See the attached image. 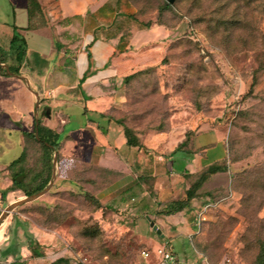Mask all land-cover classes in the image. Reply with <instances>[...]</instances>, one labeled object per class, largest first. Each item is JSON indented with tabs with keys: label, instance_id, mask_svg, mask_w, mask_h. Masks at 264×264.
<instances>
[{
	"label": "rangeland",
	"instance_id": "374dc122",
	"mask_svg": "<svg viewBox=\"0 0 264 264\" xmlns=\"http://www.w3.org/2000/svg\"><path fill=\"white\" fill-rule=\"evenodd\" d=\"M121 4L128 17L121 24V43L138 67L124 82L119 121L141 143L150 138L160 145L168 152L165 158L176 153L187 131L220 128L229 146L228 170L203 185L191 210L177 214L192 229H169L172 223L160 212L185 200L197 180L176 175L184 163H175L173 170L158 168L156 177L114 193L125 180L100 165L85 141L80 155L65 154L62 145L53 156L57 177L51 190L18 207L0 226L9 245L17 231L14 260L157 264L154 254L146 258L144 253L169 242L189 264H258L264 242V0H178L170 8L166 0ZM23 148L25 182L36 186L46 175L45 152L31 137ZM22 150L18 146L15 157ZM129 152L136 150L127 146L118 159ZM25 197L13 192L3 210ZM202 212L206 220L200 222ZM31 242L39 244L41 257L33 256Z\"/></svg>",
	"mask_w": 264,
	"mask_h": 264
},
{
	"label": "crops",
	"instance_id": "0c3cea01",
	"mask_svg": "<svg viewBox=\"0 0 264 264\" xmlns=\"http://www.w3.org/2000/svg\"><path fill=\"white\" fill-rule=\"evenodd\" d=\"M121 1L37 0L31 7L30 0H0V46L8 49L15 33L27 45L22 75H0L1 212L4 201L13 193H8L5 200L2 197L12 185L7 168L18 158L13 151L16 154L18 146L23 149V132H32L39 119L61 135L65 154L80 155L85 141L100 165L123 178L114 193L131 189L142 182L141 178L156 177L158 168L173 170L177 162L184 167L180 173L173 171L176 175L195 178L228 159L222 131L210 127L191 130L188 146L177 150L185 137L169 158H165L168 152L149 138L143 141L142 149L133 148L136 152L118 159L127 147L124 130L116 123L124 101V79L138 67L130 48L121 43V24L128 19ZM167 217L172 223L169 229H192L182 214ZM8 240L9 236L1 232L0 264L25 262L26 258L14 260L17 255L2 258ZM22 257L27 254L22 253Z\"/></svg>",
	"mask_w": 264,
	"mask_h": 264
},
{
	"label": "trees",
	"instance_id": "16d2710c",
	"mask_svg": "<svg viewBox=\"0 0 264 264\" xmlns=\"http://www.w3.org/2000/svg\"><path fill=\"white\" fill-rule=\"evenodd\" d=\"M178 0H176L177 2ZM175 2V3H176ZM37 3V0H30V6H34ZM174 3V4H175ZM173 4V5H174ZM168 3L166 0L165 6L167 8H170L173 6ZM58 48H62V46L57 45ZM0 62L1 64H4L8 67V70L0 65V75L4 77H20L21 71L23 67L26 66L27 62V45L23 39V37L19 33H15L11 43L10 47L8 49H3L0 46ZM47 64V62H45ZM136 74H132L127 76L124 79V82H128L131 79L135 77ZM116 123L121 126L124 130V134L127 140V146L130 148H138L142 149L144 146L141 143V140L129 129L127 126L123 125L119 119L116 120ZM25 138L31 137L35 142L39 143L44 152L45 157L47 159V171L45 177H43L41 182H38L36 186H31L25 182L27 178V174L25 173V168L23 166V163L26 159V151L25 148H23L21 155L13 160L7 170L9 173V177L11 178L12 185L5 190L2 193V197L5 200L8 193L10 192H16V191H22L25 196L29 197L34 194H38L46 189V187L49 185V183L52 180L53 176V156L55 153L58 154L60 152V149L62 147L61 142V135L54 131L53 129L43 125L41 119H39L37 122L35 121L34 129L32 132L24 131ZM189 136L186 137L183 143H181L177 150H182L184 147L188 146L191 138L190 136L193 135V132L189 133ZM229 149V146H228ZM227 161V160H226ZM221 164V165H213L210 166L208 169L203 171L199 176L195 177L197 180L193 183V185L188 189L186 196L187 198L185 200L181 201H175L169 206H167L164 210H162L160 213L164 215H176L179 214L185 210H191L193 200L197 196V192L203 187V185L214 175L218 173H223L228 170L227 163ZM1 215V211H0ZM14 219H16V225L22 226V223L17 219V217L14 215ZM17 231L15 229L14 231V239L12 240L11 244L3 250L2 257H8V256H15L17 254V247H18V240L16 239ZM38 246H34V243L31 242L29 244V249L33 252V256L35 257H41L42 254L38 252ZM67 260L59 259L55 261L52 264H67ZM210 264V262L208 261ZM258 264H264V242L261 244V251L257 258Z\"/></svg>",
	"mask_w": 264,
	"mask_h": 264
},
{
	"label": "water",
	"instance_id": "95a60500",
	"mask_svg": "<svg viewBox=\"0 0 264 264\" xmlns=\"http://www.w3.org/2000/svg\"><path fill=\"white\" fill-rule=\"evenodd\" d=\"M167 1L171 5H173L176 2V0H167ZM0 65L5 67L8 70V67L6 65L1 64V62H0ZM35 95H36V97H37V99L39 101V94L35 93ZM38 106H39V104L37 103V105H36V109L37 110H38ZM56 166H57V158H56V155H55L53 177H52V180L49 183V185L46 187V189L43 190L42 192L38 193V194H34L32 196L25 197L22 200H18L16 202L10 204L5 210L2 211V213L0 215V226L4 223L5 220H7L9 218V216L18 207H21V206H23L25 204H28V203L36 201L37 199L41 198L42 196H44L45 194H47L51 190V188L53 187V185L55 183V179L57 177V175H56ZM150 224H151V227H152L153 231H155L157 233V235H161V237L164 239L165 235L162 234V231L158 228V226L154 222H151Z\"/></svg>",
	"mask_w": 264,
	"mask_h": 264
},
{
	"label": "built area",
	"instance_id": "2783aa9c",
	"mask_svg": "<svg viewBox=\"0 0 264 264\" xmlns=\"http://www.w3.org/2000/svg\"><path fill=\"white\" fill-rule=\"evenodd\" d=\"M199 220L204 221L206 220L205 213L199 214ZM151 254H154L158 259L157 264H188L186 262L180 261L177 255L173 252L169 242L165 245L159 246L153 253L145 252L144 256L146 258L150 257Z\"/></svg>",
	"mask_w": 264,
	"mask_h": 264
}]
</instances>
